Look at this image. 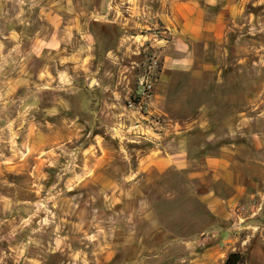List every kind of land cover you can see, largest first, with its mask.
I'll use <instances>...</instances> for the list:
<instances>
[{"label":"clouds","instance_id":"clouds-1","mask_svg":"<svg viewBox=\"0 0 264 264\" xmlns=\"http://www.w3.org/2000/svg\"><path fill=\"white\" fill-rule=\"evenodd\" d=\"M9 4H13V0H0V18L10 24L13 20L8 18V13L15 11L16 5L9 9ZM126 4L129 5L125 9L129 19H123L121 14ZM140 4L141 0H99L95 6V0H76L75 4L73 0H56L47 5V10L40 8L39 18L57 17L53 36L60 35L65 48L57 51L55 56L49 53L47 59L51 61L53 70L59 64L63 71H56L53 77L49 65L45 64L37 79L46 82L42 86H33L37 92L47 89L72 96L81 75L99 77L97 89L77 102L76 112L92 118L91 122L85 120L83 124L78 122L80 115L69 118L67 113L72 112L73 107L64 98L58 97L54 105L44 112L46 117H59L56 123H48L47 120L36 122L32 114L40 111V101L35 94L29 97L25 93L23 98H13L17 87L23 85L27 88L29 80L22 78L27 76L24 68L33 55L39 58V52L29 50L22 53L18 42L20 37L15 31L3 37L11 47L5 52L7 46L0 42V176L9 171H27L31 178L29 191L37 197L44 192L43 198L52 200L53 207L57 202L65 203L59 191L53 195L63 177L72 181L70 185L66 182L65 187L77 185V173L81 188L99 186L97 196L104 197L102 208L112 215L103 229L90 223L89 230L95 228L96 231L92 236L85 233L84 239L89 240L91 251L90 258H83L82 264H106V261L112 264L118 252L132 253L123 264H215L216 252L235 251L233 246L237 243L241 249H246L257 239L258 233V244L264 247V191L258 190L245 198V189L237 187V196L228 201L223 229L219 223L211 224L187 238H169L171 234L164 233L157 244L148 246L145 241L151 243L156 239L159 225L142 190V185L152 183L154 170L161 175L169 169L177 174L187 173L189 181L196 174L188 171L197 161L189 159L188 140L184 138V132L190 131L191 127H185L182 132L180 123H174L167 111H178L180 104L170 96L172 80L166 73L188 75L195 81L203 80L206 73H214L215 78L209 82L217 95L223 92L224 99H231L233 103L243 102L248 111L256 113L250 116L241 111L235 131L229 127L230 138L235 139L239 133L240 138L247 141L239 147L233 144L229 149V159L232 166L252 172L264 183V0H143V7ZM249 5L259 11H248ZM217 8L219 11L213 15L210 10ZM109 13L114 14L112 19L108 18ZM21 15L22 12L16 13L13 19L25 23L20 20ZM205 17H208L207 21ZM156 21L164 25L159 37L152 34L133 39L126 34L121 35L115 48H105L102 43L98 46V41L93 38V24L116 25L123 31L132 23L136 29L152 31L159 30ZM62 23L65 26L61 30ZM230 34L235 36L231 43ZM39 36L37 32L36 37ZM145 43L153 50L148 74L139 78L141 91L146 85L151 93L147 96V117L140 116L139 110H131V106H123L121 85L124 100H127L131 81L125 75L128 69L120 67L122 56L139 55V49ZM133 44L137 46L135 53L132 52ZM210 44L214 45L211 51L214 65L205 62ZM229 48L232 49L231 58ZM250 58L254 59L250 62ZM229 68L232 71L225 77ZM112 69L118 70L115 82ZM54 84L55 88L52 87ZM198 111L201 113L199 127L205 129L208 126L207 119H204L207 115L205 106L201 105ZM153 116L163 118L166 123L153 122ZM253 124L260 130L245 136L241 130ZM116 130H119V136ZM93 131L97 134L93 135ZM17 139L21 140L19 147L15 143ZM212 139L208 137L209 141ZM29 141L31 151L27 150ZM129 145L143 147L129 148ZM45 147L48 148L47 153L44 152ZM41 156L45 158L41 159ZM77 157L80 158L79 164ZM61 158L67 161L66 165L60 163ZM49 161H52L51 165ZM114 161L122 167L113 168L109 173L108 166ZM44 167L59 169L51 188H45L42 183L49 181L50 175L41 171ZM257 197L258 203H254ZM238 198H245L239 209ZM89 202L95 205L96 199L89 196L88 201H84L85 209L89 208ZM117 203L121 207L113 212ZM221 203H210L211 212L216 213L217 205ZM69 207L75 212V208ZM96 210L91 207L93 220ZM64 214L68 215L67 212ZM229 220L232 221L230 227L227 226ZM0 224L4 222L0 221ZM17 227L23 231L27 226ZM39 232V227L31 229L26 242L19 243L14 242L16 229L8 233V246L0 249V264H39L40 253L31 260L25 256L30 246L45 253L40 240L34 238ZM117 233L121 234L122 243L114 244ZM4 239L0 236V241ZM210 242H215L214 248L206 247ZM197 249L201 252L198 253Z\"/></svg>","mask_w":264,"mask_h":264},{"label":"rangeland","instance_id":"rangeland-1","mask_svg":"<svg viewBox=\"0 0 264 264\" xmlns=\"http://www.w3.org/2000/svg\"><path fill=\"white\" fill-rule=\"evenodd\" d=\"M55 2L56 0H13L16 9L15 11H9L8 13V18L12 19L13 22L9 24L6 23L3 18H0V33H2V35H0V42H3L7 46L5 52L11 47V44L7 40H3V37L8 36L12 31H15L20 37L18 42L20 43V51L22 53L29 50H38L39 52V58L33 55L31 59L26 62L24 72L27 73V76L22 78L29 80L27 88L23 85L17 87L16 94L13 98H23L25 93H27L29 97L35 94L40 101V111L35 112L32 115L35 116V120L38 123H43L45 120H47L48 123H56L58 121L59 117H46L44 115L45 110L50 109L58 97L68 100L72 105L73 111L67 113L69 118L74 117V115H80L81 119L78 121L79 123L83 124L85 120L91 122V116L85 115L83 112H76V105L83 96H86L89 92L97 89V85L100 82L99 77L93 74L87 76L81 75L80 80L74 85L75 94L72 96H66L64 92H54L47 89H41L37 92L36 87L33 86H42L46 82L37 79L45 64L49 65V71L52 73L53 77H55L56 71H63V68L60 67L59 64H56L55 70H53L51 67V61L47 59L49 53H52V55L55 56L57 51L65 48V44L61 42V36H53V33L56 32L54 25L57 17L48 16L46 19L39 18L40 8H45L47 10V5ZM73 3L75 4L76 0H73ZM13 4H9L8 8L11 9ZM98 4L99 0H95V6H98ZM30 5H32L31 8ZM140 6L143 7V0H141ZM128 7L129 5L126 4L124 8L121 9L123 19H129L128 13L125 11ZM248 11L257 13L259 10L252 9L251 5H249ZM20 12L23 13V15L20 16V20L25 21V23H19L13 19L16 13ZM53 12H55V9H53ZM60 15L63 16V13H60ZM113 15V13H109L108 18L112 19ZM64 26V23H62L60 29L62 30ZM113 26L117 28H113ZM143 27L144 24L141 22V28ZM37 32L40 33L39 37H36ZM92 32L93 38L98 41V46L102 43L105 48H115L121 35L126 34L135 39L137 37L155 34L154 30L142 31L141 29H136L133 27L132 23H129L128 27L124 28L123 31H121L116 25L93 24ZM157 36L159 37V35ZM234 40L235 36L230 34V43ZM213 47L214 45H209V54L205 57V62L214 65L215 61L211 55ZM145 49L148 51L145 52ZM136 51L137 46L133 44L132 52L135 53ZM121 52H123V49ZM152 53L153 50L149 47V44L145 43L139 49V55H130L127 57L122 56L121 58L120 67L128 69V72H126L125 75L128 76L131 81L129 84L130 93L128 94L127 100H124L125 93L122 91L123 85H121V101L125 108H129V102H136L138 99L137 95L140 89L139 78L146 74V64L150 56H152ZM229 53L231 58V48H229ZM98 59H100L99 54ZM252 59L254 58H250V62ZM231 71L232 69L229 68L224 74L225 77H227ZM112 72L114 74L113 82H115L118 70L112 69ZM102 74L103 70L101 71V75ZM13 78H15V74H13ZM214 78V73H206L204 79L201 81H195L188 75L172 74L170 96L175 102L180 104V108L178 111H172L171 109L167 110L171 120L184 124L183 122L191 121L200 114L198 109L204 101L211 103L212 100H226L224 99L225 94L223 92L217 95L216 91L211 86L209 80ZM90 81H93L92 86H89ZM52 87L55 88V84ZM228 101H231V99H228ZM147 103L148 101L146 100L142 105V109L139 110L140 116L147 117ZM222 107L218 108V112L216 113L217 116L227 110H234V108H228L226 105ZM131 110L135 109L131 108ZM97 114H99V109H97ZM151 119L155 123H165L163 118L157 119L156 116H153ZM133 123H135V121H133ZM193 131H189L188 134H191ZM96 134L97 133L93 131V135ZM116 135H120L119 130H116ZM201 137L202 136L197 137L194 133L188 142L190 145L192 143L195 144L201 139ZM15 143L19 147L21 140L17 139ZM28 143L29 147L27 150L31 151V141ZM113 146H115V142H113ZM65 147L70 146L66 145ZM128 147L143 146L129 145ZM56 151H58V149ZM44 152L47 153L48 148L45 147ZM97 155H99V153H97ZM44 158V156H41V159ZM76 162L77 164L80 163L79 157H77ZM60 163L66 165L67 161L64 158H61ZM49 164L51 165L52 161H49ZM29 166H31V161H29ZM117 167L122 166L119 165L118 161H114L113 164L108 166V172L110 173L113 168ZM41 171L50 174L49 181L45 180L42 183L45 185V188H51V183L55 182V173L56 171H59V169L44 167ZM186 175L187 173L177 174L172 169L165 171L161 175L154 170L152 172V183L142 185V190L150 204L153 218L159 225V234L156 235V239L151 243L145 241L146 245L154 246L159 242L160 237L164 233H170L171 235L169 238H187L208 227L210 218L203 204L198 199L199 194H201L203 190L202 186H200L201 183L193 178L191 181L187 180ZM76 179L78 181L77 185L69 187H65L66 182L69 185L72 183L68 177H63L60 180L56 185L53 195H55V191H59L61 194L60 198H62L65 203L62 205L57 202L55 207H53L52 200H46L43 198L45 195L44 192H41L40 196L37 197L35 193L29 191L31 187V178L28 176L27 171H9L3 176H0V197L6 198L10 201L6 207L9 211L6 212L11 214L9 219L10 224H1L2 228H8L5 231L6 235H0L5 237L4 240L0 241V249L7 248V233L12 232L13 229L17 230L14 242L19 243L26 242L30 230L39 227L40 232L36 233V237L34 238L40 240L42 249L46 250L45 253L39 250L40 264H74L76 261L79 262V264H82L83 258H90L89 253L91 251V245L89 240L84 239L85 233H87L88 236H92L93 232L96 231L95 228L89 230L90 223H95L103 229L108 217L111 216L112 213L103 210L102 208L104 197L97 196L99 186L89 185L88 188H81L79 186L80 178L78 173ZM5 181L7 182L6 184L3 183ZM7 185H14V187H8ZM107 195H111V193H108ZM89 196H93V198L96 199V204L92 205L91 202H89V208L85 209L84 201H88ZM73 197H78V199H73ZM69 205L71 208H75V212L70 210ZM91 207L97 209L95 220L92 219ZM120 207L121 205L117 203L112 211L115 212L116 210H119ZM82 211L83 214L81 215ZM156 211L160 213L163 223L158 219ZM65 212H67L68 215H65ZM19 225H26L27 227H25L23 231H20L17 227ZM41 225H43V227H41ZM79 225H82V227H77ZM113 243H122L121 234H116ZM49 245L53 246L52 249H54V251L49 249ZM85 245H89V247H85ZM57 246H61V248L68 246L70 250L69 252H65L67 250L65 249L61 252L60 250H57ZM131 255V252L127 255L118 252L117 256L115 258L113 257V264H123V262L129 260ZM145 255H147V253H145Z\"/></svg>","mask_w":264,"mask_h":264},{"label":"crops","instance_id":"crops-1","mask_svg":"<svg viewBox=\"0 0 264 264\" xmlns=\"http://www.w3.org/2000/svg\"><path fill=\"white\" fill-rule=\"evenodd\" d=\"M218 11V8L210 10L213 15ZM205 20L207 21L208 17H205ZM155 23H158L160 27L164 28L162 23L158 21ZM166 75L171 77L172 73H166ZM205 102L206 101H204L202 105L205 106V110L207 112V115L204 117V119H207L208 121L207 128L201 129L199 127L201 113L193 120L183 122L184 124H180V126L182 132H184L185 127L188 126L191 127L190 131L194 130L191 134H188L189 131L184 132V138H186L188 141L194 133L197 135V137L202 136L197 143H192V146L188 142L189 159L194 158L197 161V164L193 165V168L189 169L188 171L196 173L192 176V178L200 181V186L203 188L201 194L198 196V199L203 204L210 218L209 225L219 223L220 227L223 229L225 227L223 217L228 210L227 204L232 197L237 196L235 191L237 187H243L245 189V198L247 195L254 194L258 190L264 191V183L261 182L259 176L253 174L250 171L241 170L232 166L231 160L229 159L231 156L229 149L233 144H235L237 147L242 144H247L246 140L240 138L239 133H237L235 139L230 138L228 135L229 127L235 131V126L238 123V113L241 111L247 112V114L250 116H254L256 113H251L248 111L243 102L233 103L232 101L228 100H212L211 103ZM225 105L228 108H234V110H227L226 112L217 116L216 113L218 112V108H221ZM262 110H264V108H262ZM173 122L175 123L176 121ZM259 130L260 129L255 124H253L248 128L242 129L241 131L245 136H247L250 132H257ZM208 137H213V139L209 141ZM232 159H235V157H232ZM253 185H256L257 187H253ZM245 198H238V209L245 203ZM258 200L259 198L257 197V200L254 203H258ZM213 201L222 202L221 204L217 205L216 213L211 212V209L209 208V204ZM8 203H10L9 200L0 197V221H3L5 225L10 224L9 219L11 217V214L6 212L9 211V209H6ZM256 219H259V217ZM245 223H249V221L245 220ZM231 224L232 221L229 220L227 222V226L230 227ZM7 228L8 227L2 228L0 224V235H6L5 231ZM259 236L260 234L258 233L257 239H254L250 245L246 246V249H241L240 244L237 243L233 246L236 249L235 251L229 249L226 252H216L214 254L216 257L215 264H223L226 257L231 253L240 254L243 257L242 264H264V247L259 246L258 244ZM241 238H243V234H241ZM206 247L214 248L215 242H210L208 245H206ZM52 248L53 246H51V249ZM65 249H67L65 252H69L70 250L68 246L65 248L57 246V250H60L61 252ZM39 250L41 249H36L30 246L25 252V256L31 260L32 258L36 257V255L40 252ZM52 251H54V249H52ZM196 251L199 253L201 252V249H197ZM221 251H224V249H221ZM40 263L41 260L39 258V264ZM74 264H79V262L76 261ZM106 264H111V262L106 261Z\"/></svg>","mask_w":264,"mask_h":264},{"label":"built area","instance_id":"built-area-1","mask_svg":"<svg viewBox=\"0 0 264 264\" xmlns=\"http://www.w3.org/2000/svg\"><path fill=\"white\" fill-rule=\"evenodd\" d=\"M163 30H164V28H162V27L159 26V30H154V33L156 35H160V32L163 31ZM152 59H153V55L150 56V58L147 61V64H146V74L143 75V76H147L148 69L150 68L151 63H152ZM157 71H159V68H157ZM150 94L151 93H149L146 85L143 86V92L141 91V86H140V89H139L138 95H137L138 96L137 101L136 102H129L128 107L131 106L132 109L141 110L142 109V105L147 100V96L150 95Z\"/></svg>","mask_w":264,"mask_h":264},{"label":"trees","instance_id":"trees-1","mask_svg":"<svg viewBox=\"0 0 264 264\" xmlns=\"http://www.w3.org/2000/svg\"><path fill=\"white\" fill-rule=\"evenodd\" d=\"M113 28H117V27L113 26ZM156 214L158 216V219H160V222L163 223L160 213L156 211ZM242 263H243V257L237 253L229 254L223 262V264H242Z\"/></svg>","mask_w":264,"mask_h":264},{"label":"water","instance_id":"water-1","mask_svg":"<svg viewBox=\"0 0 264 264\" xmlns=\"http://www.w3.org/2000/svg\"><path fill=\"white\" fill-rule=\"evenodd\" d=\"M92 85H93V81H90L89 86H92Z\"/></svg>","mask_w":264,"mask_h":264}]
</instances>
